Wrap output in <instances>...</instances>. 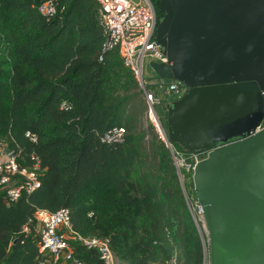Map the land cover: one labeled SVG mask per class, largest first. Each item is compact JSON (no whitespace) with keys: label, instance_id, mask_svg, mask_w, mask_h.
Here are the masks:
<instances>
[{"label":"trees","instance_id":"trees-1","mask_svg":"<svg viewBox=\"0 0 264 264\" xmlns=\"http://www.w3.org/2000/svg\"><path fill=\"white\" fill-rule=\"evenodd\" d=\"M46 1L0 0V146L22 166L35 156L42 169L40 187L15 202L0 188V264H38L34 212L60 208L75 232L108 240L124 264H207L202 222L185 200H194L192 173L180 168V180L166 143L150 121L143 128L132 73L116 50L102 53L96 2L54 0L46 18L38 12ZM150 2L160 21L158 0ZM178 87L158 105L165 132ZM114 128H124L122 140L102 141ZM171 148L186 160L198 153Z\"/></svg>","mask_w":264,"mask_h":264},{"label":"water","instance_id":"water-1","mask_svg":"<svg viewBox=\"0 0 264 264\" xmlns=\"http://www.w3.org/2000/svg\"><path fill=\"white\" fill-rule=\"evenodd\" d=\"M150 69L183 94L166 139L205 152L192 170L208 264H264V0H158Z\"/></svg>","mask_w":264,"mask_h":264},{"label":"built area","instance_id":"built-area-1","mask_svg":"<svg viewBox=\"0 0 264 264\" xmlns=\"http://www.w3.org/2000/svg\"><path fill=\"white\" fill-rule=\"evenodd\" d=\"M98 7V19L102 25L104 41L102 53L116 50L123 66L128 69L138 86L147 108L149 121L158 136L166 143L171 152L174 167L181 180L179 169L191 172L197 162L202 160V152L193 153L187 160L174 153L167 141L156 107L162 99H170L180 94L177 82L164 84L160 78L145 74V67L151 62L167 63L162 47L155 40L158 19L150 0H94ZM38 12L51 18L56 15L54 0H48L38 7ZM101 59V58H100ZM154 73V72H153ZM168 106V105H167ZM61 108L68 110L66 103ZM264 129V114L256 131ZM124 128H114L101 138L104 142L121 141ZM27 137L35 141L29 133ZM26 167L19 163V156L14 150L0 146V188L6 192L8 202H15L23 195L30 194L40 187L42 169L35 156ZM185 200L192 219L202 222L199 206L195 200ZM32 220L39 236L38 264H124L111 251L108 240L99 237H83L71 228L70 212L60 208L55 212L36 209ZM28 234V226L23 228ZM88 254L87 258L81 257ZM90 255V256H89Z\"/></svg>","mask_w":264,"mask_h":264},{"label":"rangeland","instance_id":"rangeland-1","mask_svg":"<svg viewBox=\"0 0 264 264\" xmlns=\"http://www.w3.org/2000/svg\"><path fill=\"white\" fill-rule=\"evenodd\" d=\"M135 2H138V0H133ZM145 74L151 76V75H154L153 71L150 69V67L146 66L145 67ZM139 90V89H138ZM142 101V97L139 96V98L137 99V103H140ZM160 110H161V107L160 106H157L156 107V112L160 113ZM147 121L149 122V118H148V115H147V108H145V110L142 112V117H141V123L143 125V128H145V126L147 125ZM202 237L206 238V242H207V231L205 229V226L203 224V221H202ZM168 264H176V263H168ZM208 264V263H207Z\"/></svg>","mask_w":264,"mask_h":264},{"label":"flooded vegetation","instance_id":"flooded-vegetation-1","mask_svg":"<svg viewBox=\"0 0 264 264\" xmlns=\"http://www.w3.org/2000/svg\"><path fill=\"white\" fill-rule=\"evenodd\" d=\"M157 19H158V14L156 13ZM159 23V22H158Z\"/></svg>","mask_w":264,"mask_h":264}]
</instances>
